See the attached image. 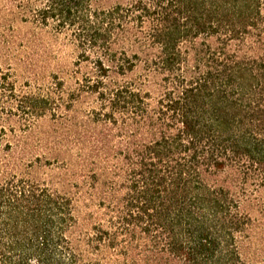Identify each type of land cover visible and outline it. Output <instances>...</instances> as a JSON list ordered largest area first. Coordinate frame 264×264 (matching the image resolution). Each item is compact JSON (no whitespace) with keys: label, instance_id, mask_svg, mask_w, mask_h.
<instances>
[{"label":"trees","instance_id":"16d2710c","mask_svg":"<svg viewBox=\"0 0 264 264\" xmlns=\"http://www.w3.org/2000/svg\"><path fill=\"white\" fill-rule=\"evenodd\" d=\"M11 4L66 36L77 60L74 86L55 77L29 91L0 64V264H251L264 0ZM11 116L23 130L51 118L44 163L15 151L26 139L7 137ZM43 164L76 191L36 178Z\"/></svg>","mask_w":264,"mask_h":264},{"label":"rangeland","instance_id":"374dc122","mask_svg":"<svg viewBox=\"0 0 264 264\" xmlns=\"http://www.w3.org/2000/svg\"><path fill=\"white\" fill-rule=\"evenodd\" d=\"M77 51L62 34L34 27L24 23L11 0H0V64L4 73H9L18 90H38L53 81L55 77L65 80L68 87L75 84ZM17 116H11L7 123V137L25 136V143L15 147L19 154L30 152L41 155L43 162L55 152L52 136V121L42 117L29 130H23L17 123ZM8 124H13L11 128ZM12 129V130H11ZM31 158V157H29ZM64 169L56 164H43L33 175L64 191H76L74 180H68ZM254 218L253 241L245 248V255L251 264H264V211L247 207ZM80 212L85 207L79 203Z\"/></svg>","mask_w":264,"mask_h":264}]
</instances>
